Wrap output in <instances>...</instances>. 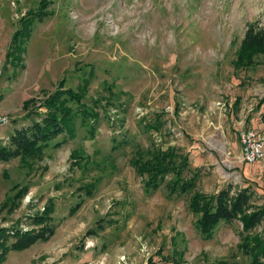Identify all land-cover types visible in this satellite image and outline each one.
Instances as JSON below:
<instances>
[{
    "label": "rangeland",
    "instance_id": "374dc122",
    "mask_svg": "<svg viewBox=\"0 0 264 264\" xmlns=\"http://www.w3.org/2000/svg\"><path fill=\"white\" fill-rule=\"evenodd\" d=\"M39 8L48 13L33 23L15 67L14 32ZM250 23L264 28V0H0V111L8 118L0 145L28 124L23 101L60 79L78 89L92 70L82 102L97 113L85 122L78 115L75 136L58 135L40 159L0 160V226L37 228L31 218L51 201L55 227L0 264H251L242 234L264 237V219L244 232L238 219L221 222L205 237L189 209L194 191L230 184L264 205V155L245 163L239 142L246 128L264 140V56L233 66ZM170 146L187 156L184 177L198 173L187 193H170L173 175L146 188V174L130 163L138 149Z\"/></svg>",
    "mask_w": 264,
    "mask_h": 264
},
{
    "label": "trees",
    "instance_id": "16d2710c",
    "mask_svg": "<svg viewBox=\"0 0 264 264\" xmlns=\"http://www.w3.org/2000/svg\"><path fill=\"white\" fill-rule=\"evenodd\" d=\"M47 13L39 8L32 10L22 18L20 26L12 37V44L15 48L11 49L10 55L14 53L11 63L15 67L22 65L19 54L24 52L23 43L30 36L33 23L36 20L41 21ZM260 55L264 56V28L250 23L247 25L241 44L236 50L233 66L235 69L255 66L258 64L256 58ZM91 74L92 70L88 75ZM89 76L82 77L78 89L65 87V80L60 79L53 91L44 92L41 97L32 96L24 100L22 109L26 112L25 115L28 114L27 117L30 120H28V124L13 130L6 145H0V160L7 161L19 157L21 162L27 163L29 159H40L43 149L58 135L66 134L70 138L75 136L78 115H81V120L84 122L90 116L97 117V113L82 102L88 87ZM263 101L264 96L257 106L259 107ZM73 103L76 104V107L72 106ZM31 115L38 118H33ZM261 119L264 123V110L261 113ZM95 121L97 122L94 120L88 128L90 137L95 134ZM61 143V141H57L54 146H60ZM76 153V150L72 152L73 155ZM130 163L136 172L141 175L146 174L145 186L148 189H157L168 175L174 176L166 183V187L172 194L187 193L197 183V172L192 173L188 178L183 176L188 169L187 156L171 146L166 149H138L137 155L131 158ZM232 188L234 187L230 184L212 194L200 191L192 193L189 199V209L197 214L196 225L203 236L210 237L221 222L230 223L238 219L244 232L253 229L264 219V205L260 207L254 204L252 192L247 187H235L233 190ZM26 189L25 186L17 190L13 198H18ZM87 191H89L88 188ZM47 205L41 214H35L31 218L34 224L38 225L37 228L21 231L15 225L0 226V262L4 260L9 251L26 249L35 242L47 240L53 235L55 227L51 223L49 214L52 211L51 201ZM6 206L7 201L4 200L0 204V213ZM242 236L243 242L240 247L243 253L250 257L251 264H264V237L257 232L252 235L243 233ZM8 237L13 238L9 243H7Z\"/></svg>",
    "mask_w": 264,
    "mask_h": 264
},
{
    "label": "built area",
    "instance_id": "2783aa9c",
    "mask_svg": "<svg viewBox=\"0 0 264 264\" xmlns=\"http://www.w3.org/2000/svg\"><path fill=\"white\" fill-rule=\"evenodd\" d=\"M8 122L7 116L0 111V125ZM242 159L247 164H254L264 155L263 137L255 128L242 129L239 132Z\"/></svg>",
    "mask_w": 264,
    "mask_h": 264
},
{
    "label": "clouds",
    "instance_id": "9594fccd",
    "mask_svg": "<svg viewBox=\"0 0 264 264\" xmlns=\"http://www.w3.org/2000/svg\"><path fill=\"white\" fill-rule=\"evenodd\" d=\"M174 41V36L170 35L169 36V43H172Z\"/></svg>",
    "mask_w": 264,
    "mask_h": 264
}]
</instances>
